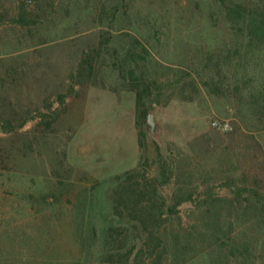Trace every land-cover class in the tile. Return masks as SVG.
<instances>
[{"label":"rangeland","instance_id":"1","mask_svg":"<svg viewBox=\"0 0 264 264\" xmlns=\"http://www.w3.org/2000/svg\"><path fill=\"white\" fill-rule=\"evenodd\" d=\"M198 3L202 1L0 0V119L35 115L15 132L0 131V264H98L122 244L107 237L108 229H118L125 247L130 246L134 227L112 215L110 199L121 182L118 176L138 160L134 92L118 66L136 37V52L142 46L149 51L148 60L172 68L160 76L165 83L174 81L180 68L192 67L194 51L214 32L196 15ZM115 7L124 13L114 12L101 23V11ZM22 9L25 20L19 22ZM89 51L93 74L79 84L73 74L81 53ZM61 93L66 94L63 103ZM192 95L189 101L174 85L153 105L156 125L147 118L143 131L144 167L149 176L157 175V142L190 173L183 182L177 184L175 177L162 187L166 201L178 186L198 187L195 202L177 207L181 227L200 224L205 215L200 201L208 187L213 199L225 200L223 223L231 220V234L251 243L253 260L264 264L262 235L251 222L259 211L239 207L218 174L228 165L198 150L200 143L220 135L214 121L229 120V128L220 130L232 129L235 104L204 90ZM56 110L50 127L36 116ZM209 247L207 256L192 250L168 264H243L241 258Z\"/></svg>","mask_w":264,"mask_h":264},{"label":"trees","instance_id":"2","mask_svg":"<svg viewBox=\"0 0 264 264\" xmlns=\"http://www.w3.org/2000/svg\"><path fill=\"white\" fill-rule=\"evenodd\" d=\"M201 1L202 4H197L196 15L206 20L214 32L208 33L212 37L208 38L205 46L194 51L192 67L180 68L176 79L165 83L160 76L165 74L163 70L172 68L154 59L148 60L149 51L142 46L141 52H136L140 45L136 37L118 66L120 76L134 92L139 159L136 168L118 176L121 182L112 190L110 199L112 215L129 220L134 227V235L130 238V246L125 247L118 229H108L107 237L122 244L108 251L98 264H168L192 250L207 256L211 253L209 246L212 244L220 252L226 251L230 256L241 258L243 264H256L251 255V243L231 234V220L226 225L223 223L221 211L225 200L213 199L208 187H205L207 193L200 201L204 204L205 213L200 224L181 227L177 207L183 202H195L193 196L198 187L178 186L171 194L170 202L166 201L162 187L175 177L179 184L190 173L174 158L163 153L157 142L154 149L157 175L149 176L144 167L148 158L143 131L148 126V115L154 110V104L161 103L166 89L174 88V85L187 94L189 101L193 100L192 92L204 90L209 95L234 102L236 122L232 129L224 132L215 128L221 132L220 135L215 134L212 142L200 143L198 150L228 165L225 170H218V174L223 179L222 186L232 192L237 205L245 204L243 208L259 211L251 222L259 227L264 250V0ZM23 11L19 13V22L25 20ZM114 12L124 13L120 7L101 11V23L107 18L112 19ZM93 63L92 51L81 53L73 74V78L78 79L77 83L91 77ZM65 96V93L58 95L60 103ZM34 116L28 113L14 119L2 118L0 131L15 132ZM36 116L50 127L58 111L38 112ZM188 161L184 162L187 167L190 165Z\"/></svg>","mask_w":264,"mask_h":264},{"label":"built area","instance_id":"3","mask_svg":"<svg viewBox=\"0 0 264 264\" xmlns=\"http://www.w3.org/2000/svg\"><path fill=\"white\" fill-rule=\"evenodd\" d=\"M214 126L218 129L226 130L229 128V120L224 121H214Z\"/></svg>","mask_w":264,"mask_h":264},{"label":"water","instance_id":"4","mask_svg":"<svg viewBox=\"0 0 264 264\" xmlns=\"http://www.w3.org/2000/svg\"><path fill=\"white\" fill-rule=\"evenodd\" d=\"M148 120H149V122H150V124L152 126H155L156 125V122L153 120V114L152 113H149Z\"/></svg>","mask_w":264,"mask_h":264},{"label":"crops","instance_id":"5","mask_svg":"<svg viewBox=\"0 0 264 264\" xmlns=\"http://www.w3.org/2000/svg\"><path fill=\"white\" fill-rule=\"evenodd\" d=\"M136 140H137V137H136ZM137 151H138V159H139V150H138V145H137ZM137 164H138V160H137V162H136L135 168H136ZM133 169H134V168H133ZM131 170H132V169H131Z\"/></svg>","mask_w":264,"mask_h":264}]
</instances>
